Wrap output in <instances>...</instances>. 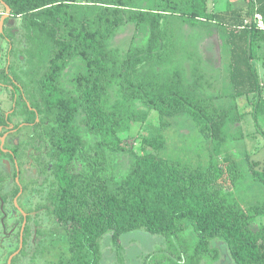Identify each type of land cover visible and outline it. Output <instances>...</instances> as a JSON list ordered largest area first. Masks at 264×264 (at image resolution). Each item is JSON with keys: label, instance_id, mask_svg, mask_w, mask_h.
<instances>
[{"label": "trees", "instance_id": "trees-1", "mask_svg": "<svg viewBox=\"0 0 264 264\" xmlns=\"http://www.w3.org/2000/svg\"><path fill=\"white\" fill-rule=\"evenodd\" d=\"M4 1L22 28L19 35L5 28L15 58L9 67L36 108L29 109L32 121L38 114L44 123L38 146L48 148L51 157L53 178L43 207L68 235L69 255L57 264H100L106 233L116 242L137 230L169 241V252L153 257V264L218 260L214 239L226 243L236 264H264V224L254 228L264 201L242 205L234 196L243 176L239 163L217 158L231 138L230 125L243 119L239 97L254 96L255 123L264 114L256 65L264 29L246 24L257 12L264 16V0H233L220 11H210L208 0ZM129 24L134 34L122 54L111 41ZM184 25L206 29L217 61L227 62V93L204 94L207 75L197 66L193 82L184 68L161 70L177 53L178 27ZM140 37L146 41L137 44ZM113 86H119L114 101ZM222 96L231 99L229 108L215 103ZM139 102L146 109L137 108ZM151 110L159 113L162 131L176 117H191L212 145L209 165L191 167L165 157L167 140L159 130L144 136L141 152L128 149L122 133L144 123ZM0 123L7 124L5 115ZM82 127L99 137L94 144ZM118 152L131 156L121 175L110 172V155ZM251 155L249 171L264 185V165ZM76 160L84 162L81 171L73 169Z\"/></svg>", "mask_w": 264, "mask_h": 264}, {"label": "rangeland", "instance_id": "rangeland-1", "mask_svg": "<svg viewBox=\"0 0 264 264\" xmlns=\"http://www.w3.org/2000/svg\"><path fill=\"white\" fill-rule=\"evenodd\" d=\"M233 0H208L210 11H220L234 5ZM5 6L0 3V19L5 13ZM177 53L172 61L165 64L161 70L171 73L175 67L185 69L188 82H193V69L195 66L206 73L205 87L202 91L207 95H218L230 91V73L227 62L215 49L212 39L206 35V29L184 25L178 27ZM22 32V31H21ZM134 34V26L129 24L122 27L111 41L112 48H119L124 54ZM145 42L146 38H138ZM136 41V42H137ZM3 52L0 67L6 66L7 51L9 45L2 43ZM259 74L264 84V64L256 61ZM71 71V70H68ZM72 74L69 73V77ZM69 77H64V85H69ZM208 84L212 85L209 86ZM119 86H113L112 101L118 95ZM264 92V86H263ZM254 96H241L237 99V110L243 115L242 121L230 125L228 134L231 138L224 144L223 153L217 157L223 160L229 156L239 163L243 176L238 181L235 189V198L245 207L256 202L264 201V185L257 181L249 171L248 162L252 157H257L264 165V114H261L258 123L253 118V105L251 99ZM215 103L229 108L231 99L227 96L217 97ZM137 108L146 109L142 103ZM9 113L11 118L8 128L0 125V147L19 146L17 160L21 163L22 184L27 186V191L22 195V207L30 214L27 223L29 235L26 244L20 254L14 257L12 264H57L61 255H69V241L67 232L59 225L54 216H51L43 207L50 183L44 180L45 175L53 178L52 169L48 165V155L41 154L38 148L28 143V130L16 129L6 134L5 142L2 143V133L14 129L16 126L30 121L20 97H12L10 87L0 86V115ZM155 130L162 131L161 118L156 110H151L149 117L144 123H133L132 127L122 133L128 149L141 152L146 147L143 142L145 135ZM167 140V148L163 151L165 157L179 161L182 164L197 167L200 164L207 167L213 151L208 139L198 129L196 122L191 117L181 115L172 120V124L162 131ZM85 139L92 145L98 140V136L88 134L82 127ZM152 151L151 148H147ZM41 161H39V159ZM131 156L128 152H118L110 155V172L117 175L125 174L130 165ZM84 162L76 160L73 164L75 171H81ZM16 162L8 155L0 153V264H9V259L21 246V229L24 215L15 203L14 191L18 187ZM6 197V201H4ZM264 224V214L257 217L254 228ZM190 237V231L185 232ZM212 246L219 249L218 260L206 259L202 264H236L226 245L220 239H214ZM102 260L100 264H153L152 258L158 259L169 252V241L164 236L153 235L145 230L128 232L114 241L112 233H106L101 239Z\"/></svg>", "mask_w": 264, "mask_h": 264}, {"label": "flooded vegetation", "instance_id": "flooded-vegetation-1", "mask_svg": "<svg viewBox=\"0 0 264 264\" xmlns=\"http://www.w3.org/2000/svg\"><path fill=\"white\" fill-rule=\"evenodd\" d=\"M0 3H2L5 6V8H6L5 13H6L7 12V6L5 5V3H7V2L4 1V0H0ZM12 12H13V10H12V7H11V14H12ZM5 13L2 14V17H3V15ZM2 17L0 19V22L2 20ZM8 20H9V23H11V25H9V23L7 22ZM19 21H20L19 17L15 18V17H13V14L10 15L9 17H7L5 19L3 32L0 33V54H1L0 62H1V58H2V52H3L2 43L6 42L9 45V48H8V51H7V61H6L7 63H6V66L5 67H0V86L1 87H10V89L12 90L13 99H16L17 96L20 97L21 101L24 103L25 108H26L27 112L30 114L31 118H30V121L22 123V124L16 126L14 129H11V130H8L7 132L2 133V143L5 142L6 134L8 132H12V131H14L16 129H19V128L28 130V134H29V139L27 140L28 143L31 146L39 149V151L41 153L39 155H48L49 159L51 160V157H50L49 152H48V148L43 149L42 147L38 146V145H40V143L38 142L39 141V133L43 130L44 123H42V119H41L40 115H38V114L36 116V121H32L33 115L30 113L29 109L32 110V111H35L36 108L31 104V102L29 100V96L30 95L27 92H25L26 91L25 88L22 87L20 82L15 79V77H14L15 75H14L13 72H11L10 67H9L10 64L12 62H14L15 58L12 55V52H11L12 50H11L10 39H8L6 37H3V35H4L5 28H9L16 35H19L20 34L19 31H21V29H22L21 25H20L21 22H19ZM15 22H17V23L14 24ZM11 26H12V28H10ZM2 70H6L7 71V75L3 74ZM18 72L22 74V72L20 70H18ZM4 115H5L6 119H7V124H1L0 123V125L3 126L4 128H8L9 124L11 123L10 122L11 118L9 116V113H7V114L5 113ZM1 116L2 115H0V117ZM18 147L19 146H15V147L8 146V147H6V144L4 146L0 147V153L1 154L8 155L10 158H12L16 162L17 171H16L15 175L17 177L18 187L14 191V195L16 197L15 203L17 205V208L20 209L22 211L23 215H24L23 226H22V229H21V246L15 253L12 254L13 258H12L11 262H10V259H9V264H12L13 260L15 261L14 257L16 255L20 254V252L24 248V246L26 244V239H27V237L29 235V232H30L29 231V227H27V223L30 220V214L22 207V195L27 191V186L25 184H22V182L19 179V177H21V166H20L21 163H19V161L17 160V156H19ZM50 160H49V163H48L47 167L49 166L50 170H51L52 167H51ZM39 161H41V160L39 159ZM44 180H46V181L48 180V182L50 183L51 179H50V177H48V175H45ZM17 189H19L18 192H16ZM3 200L6 201V197H4ZM27 231H29V232L26 233ZM12 255H11V257H12Z\"/></svg>", "mask_w": 264, "mask_h": 264}, {"label": "built area", "instance_id": "built-area-1", "mask_svg": "<svg viewBox=\"0 0 264 264\" xmlns=\"http://www.w3.org/2000/svg\"><path fill=\"white\" fill-rule=\"evenodd\" d=\"M255 22L257 26L261 29H264V16L257 12L251 19L246 20V24Z\"/></svg>", "mask_w": 264, "mask_h": 264}, {"label": "water", "instance_id": "water-1", "mask_svg": "<svg viewBox=\"0 0 264 264\" xmlns=\"http://www.w3.org/2000/svg\"><path fill=\"white\" fill-rule=\"evenodd\" d=\"M5 5L7 6V12L3 15L2 20H1V22H0V33L3 32L5 19H6L7 17H9L10 15H12V14H11V7H10V5L7 4V3H5ZM0 56H1V54H0ZM12 258H13V255H12V257L10 258V262H11Z\"/></svg>", "mask_w": 264, "mask_h": 264}, {"label": "crops", "instance_id": "crops-1", "mask_svg": "<svg viewBox=\"0 0 264 264\" xmlns=\"http://www.w3.org/2000/svg\"><path fill=\"white\" fill-rule=\"evenodd\" d=\"M258 54L260 56L259 61H263L264 62V41H261L260 44H259ZM261 81H263L262 78H261ZM263 86H264V84H263Z\"/></svg>", "mask_w": 264, "mask_h": 264}]
</instances>
